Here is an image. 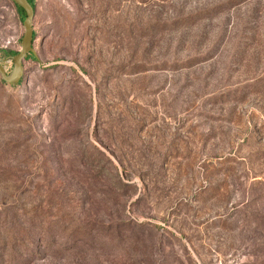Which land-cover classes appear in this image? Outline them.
I'll list each match as a JSON object with an SVG mask.
<instances>
[{
  "label": "rangeland",
  "instance_id": "1",
  "mask_svg": "<svg viewBox=\"0 0 264 264\" xmlns=\"http://www.w3.org/2000/svg\"><path fill=\"white\" fill-rule=\"evenodd\" d=\"M33 3L0 264H264V0ZM23 19L0 0L7 73Z\"/></svg>",
  "mask_w": 264,
  "mask_h": 264
},
{
  "label": "water",
  "instance_id": "2",
  "mask_svg": "<svg viewBox=\"0 0 264 264\" xmlns=\"http://www.w3.org/2000/svg\"><path fill=\"white\" fill-rule=\"evenodd\" d=\"M13 3L18 5L24 12L25 16L22 21L23 33L20 40V48L13 57V70L11 73H7L4 66L0 61V78L7 84H15L23 75V60L26 58L29 51H31V44L33 40L32 35V18L34 14L33 6L28 0H11Z\"/></svg>",
  "mask_w": 264,
  "mask_h": 264
},
{
  "label": "trees",
  "instance_id": "3",
  "mask_svg": "<svg viewBox=\"0 0 264 264\" xmlns=\"http://www.w3.org/2000/svg\"><path fill=\"white\" fill-rule=\"evenodd\" d=\"M11 2H12V1H11ZM28 2H29V3L33 6V8H34L33 0H28ZM12 3H13V2H12ZM13 5L15 6L17 12H18L21 16H25L23 10H22L18 5H16L15 3H13ZM33 38H34V35H33ZM2 51H3V53L6 55V57H8V56H12V55H15V54H16L15 51H11V50H5V49H3Z\"/></svg>",
  "mask_w": 264,
  "mask_h": 264
}]
</instances>
